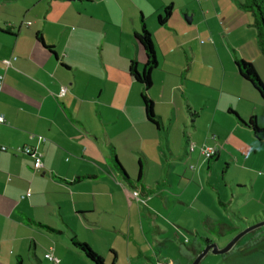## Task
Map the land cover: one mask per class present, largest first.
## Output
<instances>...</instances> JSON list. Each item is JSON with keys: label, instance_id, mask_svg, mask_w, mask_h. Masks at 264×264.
Masks as SVG:
<instances>
[{"label": "crops", "instance_id": "obj_1", "mask_svg": "<svg viewBox=\"0 0 264 264\" xmlns=\"http://www.w3.org/2000/svg\"><path fill=\"white\" fill-rule=\"evenodd\" d=\"M240 1L0 0V264H94L74 242L104 264H189L201 229L244 228L233 206L221 219L205 188L221 164L249 179L238 185L259 206L248 226L264 220V141L244 124L254 117L264 129V101L234 65L250 63L264 84V58ZM143 28L158 126L128 71L144 67ZM24 148L41 154V169ZM188 210L194 223L181 222ZM182 230L194 240L174 260ZM252 233L243 263L264 264V227Z\"/></svg>", "mask_w": 264, "mask_h": 264}, {"label": "trees", "instance_id": "obj_2", "mask_svg": "<svg viewBox=\"0 0 264 264\" xmlns=\"http://www.w3.org/2000/svg\"><path fill=\"white\" fill-rule=\"evenodd\" d=\"M239 7L249 13L253 20V27L257 34L258 45L261 55L264 58V0H241L239 2ZM172 6L165 7L162 14L158 16L159 25H165L170 19L172 14ZM39 42L42 43L41 38H38ZM135 40L142 48L145 55V64L142 70H138L135 63H131L129 66V74L137 83H139L142 88L141 101L144 108L145 118L151 124L158 126L156 116L153 110V102L149 98L148 91L151 88V74L157 67V59L155 56V50L153 47L152 40L149 33L143 28L140 33L135 36ZM234 65L237 69L239 76L246 81L261 97L264 101V84L260 80L254 67L241 59L236 58L234 60ZM249 129H251L254 137L259 141H264V129H261L254 117H252L247 123H244ZM213 158V157H212ZM211 159V158H210ZM118 166V165H117ZM121 170V168L118 166ZM222 224V223H221ZM252 232H250L251 234ZM248 237L247 235L244 239ZM211 241L204 239V245L210 244ZM75 246L83 252L86 258H88L94 264H104L102 259L95 254L87 245L74 242ZM202 249L195 251V257L199 254ZM243 252V250H242ZM195 259V258H194ZM193 259V260H194ZM193 260L189 263L192 264Z\"/></svg>", "mask_w": 264, "mask_h": 264}, {"label": "rangeland", "instance_id": "obj_3", "mask_svg": "<svg viewBox=\"0 0 264 264\" xmlns=\"http://www.w3.org/2000/svg\"><path fill=\"white\" fill-rule=\"evenodd\" d=\"M257 69L259 71V73L262 75V77H264V66L262 64H257ZM236 156L238 157V154H236ZM243 160H240V164L238 162V165H243ZM223 173V178L224 180H222V174ZM259 173V172H258ZM244 173H242V171H240V169L234 168V167H230L229 169L227 167H225L224 164L220 165V170L219 172L216 171V176L218 178V181H213L214 184H216L215 186L213 184H208L205 185V188L208 190V192L210 194H212V198L214 199V203H215V208L217 210H219V213L221 215V219H223L224 222L229 221L230 219V209H232V206L234 209H236V214H238L241 217V220L243 219V223H241L242 226H244V229L248 228V222L245 220L246 218H251L255 216V211H257L259 209V206H257L254 198L252 199L250 196H247V194H245V189L243 188H238L239 184H242L245 180L249 181V179L243 175ZM247 178V179H246ZM212 186L216 189H218L219 191V197L222 200L223 203H225V206H220L218 204V196L216 194V190H214L215 192H212ZM232 195H235V200H232ZM207 195H205V198L207 200ZM239 200V201H238ZM232 201V202H231ZM236 203V205H235ZM205 212H207V210H205ZM204 212V213H205ZM230 213V214H228ZM262 214V212H261ZM260 216V214H259ZM195 212H191L190 210H188V218L187 220H181V222H187L189 224L194 223L195 222ZM264 222V220L258 222L261 223ZM257 224V223H256ZM175 224H172V228L175 229ZM176 225H179L176 223ZM254 225V224H252ZM250 225V226H252ZM264 227V226H263ZM217 227V233H219L218 231H220V228ZM181 229V228H180ZM203 235V239H209L211 241H214L213 243H216L220 248H223L224 246H226V244L235 236H226V237H222L219 234H217L216 232H211L210 230H208L207 226L204 229L200 230ZM254 233H249L247 234V236H251ZM180 237L181 240L178 241V239L174 240L175 246H172V258L174 260H176L178 257L176 255H179V253L181 251L186 250L190 243H192V241L194 240V235L192 236L191 234H188L186 232H184L182 230ZM180 239V238H179ZM228 240V241H227ZM244 238L241 239V241L236 245V247L230 251L227 254L224 255H212L209 254L206 259H204L202 261L201 264H244L243 263V253L241 250H243V246H244ZM190 242L189 244H186V242ZM178 246V248H177ZM205 246V245H204ZM203 246V248H204Z\"/></svg>", "mask_w": 264, "mask_h": 264}, {"label": "water", "instance_id": "obj_4", "mask_svg": "<svg viewBox=\"0 0 264 264\" xmlns=\"http://www.w3.org/2000/svg\"><path fill=\"white\" fill-rule=\"evenodd\" d=\"M186 20V18H185ZM189 22V21H188ZM264 226V222L254 224L249 226L248 228L240 231L237 233L223 248H220L216 243L211 242L204 246L203 250L196 255L195 259L193 260L192 264H200L201 261L208 256L209 254L212 255H224L232 251L236 245L241 241L243 237H245L250 232Z\"/></svg>", "mask_w": 264, "mask_h": 264}, {"label": "built area", "instance_id": "obj_5", "mask_svg": "<svg viewBox=\"0 0 264 264\" xmlns=\"http://www.w3.org/2000/svg\"><path fill=\"white\" fill-rule=\"evenodd\" d=\"M9 63H10V62H5V65L8 67V66L10 65ZM1 82H2V78H0V84H1ZM66 93H67V89L63 87V88L60 89L59 96H60V97H63V96L66 95ZM3 123H4V119H3L2 116H0V125H2ZM1 150H2V151H5V148H2ZM20 151H21L23 154L28 155V156H31L32 158H34V170H39V169H41V167H42L41 157H42V156H41L40 153H38L36 150H32V149H30V148H24V149H22V150H20ZM203 154H204V156L206 157V159H210V158H212L213 156H215L216 151H215L214 149H211V148H205V149L203 150ZM132 196H133L135 199H137V197H138V192H137V191L132 192ZM46 258H47L49 261H51V262L58 263V261H57L56 259H54V258L52 257L51 254H47V255H46Z\"/></svg>", "mask_w": 264, "mask_h": 264}]
</instances>
